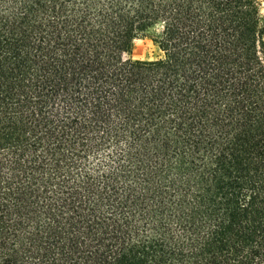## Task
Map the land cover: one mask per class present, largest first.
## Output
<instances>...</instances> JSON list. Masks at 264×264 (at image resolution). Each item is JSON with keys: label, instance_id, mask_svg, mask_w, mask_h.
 I'll list each match as a JSON object with an SVG mask.
<instances>
[{"label": "trees", "instance_id": "1", "mask_svg": "<svg viewBox=\"0 0 264 264\" xmlns=\"http://www.w3.org/2000/svg\"><path fill=\"white\" fill-rule=\"evenodd\" d=\"M0 264H264L257 0H0Z\"/></svg>", "mask_w": 264, "mask_h": 264}, {"label": "rangeland", "instance_id": "2", "mask_svg": "<svg viewBox=\"0 0 264 264\" xmlns=\"http://www.w3.org/2000/svg\"><path fill=\"white\" fill-rule=\"evenodd\" d=\"M260 4V9L264 14V0H257ZM158 51L154 47L151 39L149 37L141 38L133 43L129 55L126 57L132 58L134 60H153L157 58Z\"/></svg>", "mask_w": 264, "mask_h": 264}]
</instances>
